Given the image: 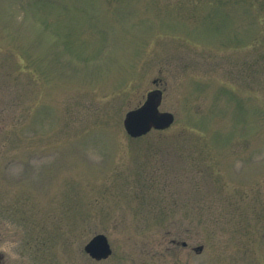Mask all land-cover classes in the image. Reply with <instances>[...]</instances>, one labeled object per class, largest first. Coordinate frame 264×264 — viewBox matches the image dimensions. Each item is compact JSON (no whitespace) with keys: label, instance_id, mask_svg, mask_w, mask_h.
Here are the masks:
<instances>
[{"label":"rangeland","instance_id":"374dc122","mask_svg":"<svg viewBox=\"0 0 264 264\" xmlns=\"http://www.w3.org/2000/svg\"><path fill=\"white\" fill-rule=\"evenodd\" d=\"M0 264H264V0H0Z\"/></svg>","mask_w":264,"mask_h":264},{"label":"water","instance_id":"95a60500","mask_svg":"<svg viewBox=\"0 0 264 264\" xmlns=\"http://www.w3.org/2000/svg\"><path fill=\"white\" fill-rule=\"evenodd\" d=\"M162 98V90H152L147 94L143 103L126 112L123 122L129 135L138 137L152 129H166L173 124L175 121L174 113L160 110ZM183 244L186 245V242H183ZM197 249L201 250L202 247ZM85 251L92 258L101 260L108 258L113 249L107 235L97 233L86 243Z\"/></svg>","mask_w":264,"mask_h":264}]
</instances>
